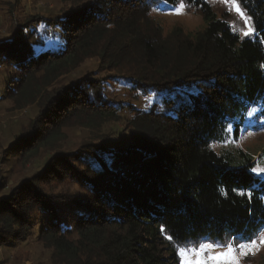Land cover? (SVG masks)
Segmentation results:
<instances>
[{"label":"trees","instance_id":"trees-1","mask_svg":"<svg viewBox=\"0 0 264 264\" xmlns=\"http://www.w3.org/2000/svg\"><path fill=\"white\" fill-rule=\"evenodd\" d=\"M59 1V15L24 21L0 44L4 97L26 121L4 161L40 162L0 196V246L29 238L38 214L50 264H177L186 243L248 241L264 229L252 158L210 147L228 126L236 138L257 102L264 119V0H238L255 32L242 41L206 0H184L206 24L194 33L155 21L162 0ZM89 61L151 93L150 107L113 103L103 80L74 77ZM78 129L98 142L65 150V132Z\"/></svg>","mask_w":264,"mask_h":264},{"label":"rangeland","instance_id":"rangeland-1","mask_svg":"<svg viewBox=\"0 0 264 264\" xmlns=\"http://www.w3.org/2000/svg\"><path fill=\"white\" fill-rule=\"evenodd\" d=\"M180 3L181 0H178L174 6H171L165 0H162L152 11V16L165 30L179 28L187 33H194L204 29L206 24L201 15L189 7L185 6L181 10V14H175V9ZM206 3L211 7L216 19L223 20L234 33L238 34L240 41L252 37V35L243 36V32L247 29L244 27L243 20L238 17L231 5L222 4L220 0H206ZM63 9L64 5L59 0H0V44L11 41L13 27L24 21L34 20L36 19L35 17L44 20L51 19L59 15ZM34 30L38 32L42 47L45 49L49 48L52 42V35L48 34L42 25L35 26ZM85 74H90L104 81V95L107 100L113 103L125 105L136 110H146L152 104L153 96L151 93L142 95L131 90L127 81H114L108 72L100 71L95 61L85 63L81 71L73 76L81 77ZM6 78L5 69L1 68L0 196L5 195L22 177H28L35 173L40 165V162L35 161L26 165V169L20 170L17 167L10 168L12 164L9 165L4 161L5 153L13 140L15 125L22 121L26 122L24 113H13L9 110L10 104L7 103L4 97ZM262 107L260 102L251 107L248 118L240 128L236 138L234 137L233 129L228 126L225 131V140L221 143H212L210 145L211 149L218 155L241 150L252 158L253 168H264V119L260 117ZM65 135L64 148L67 151L76 150L85 141L98 142L95 139L96 136L82 129L66 131ZM252 174L257 178L264 179V174L257 175L254 172ZM43 222V217L39 214L36 215L33 219V233L29 238L8 246H0V264H50V252L37 242V229ZM262 232H264V229L260 230L252 238L259 241V235ZM237 239L240 238H235L232 241L235 242ZM242 242L247 241L242 240ZM179 259L177 256V264H179ZM193 259L195 258L193 257ZM240 264H264V246H259L258 251L254 250L253 253L242 257Z\"/></svg>","mask_w":264,"mask_h":264},{"label":"snow or ice","instance_id":"snow-or-ice-1","mask_svg":"<svg viewBox=\"0 0 264 264\" xmlns=\"http://www.w3.org/2000/svg\"><path fill=\"white\" fill-rule=\"evenodd\" d=\"M239 2L242 4L243 0H239ZM220 3L231 5L238 17L243 20L244 27L247 29L243 32L244 37L255 34L254 29L249 25L252 17L247 15L241 7L237 6L238 0H220ZM184 8V0H181L179 6L175 9V14H181V10ZM261 67L264 68V65H261ZM251 171L257 175L264 174V168H252ZM164 231L165 229L161 227V232ZM166 239L171 241L173 237L166 236ZM259 246H264V232L260 233L259 241L255 238H249L247 242L237 239L235 242L226 240L224 242L213 241L212 243H186L179 251L175 252V255L180 258L179 264H240L242 257L253 253L254 250L258 251Z\"/></svg>","mask_w":264,"mask_h":264}]
</instances>
